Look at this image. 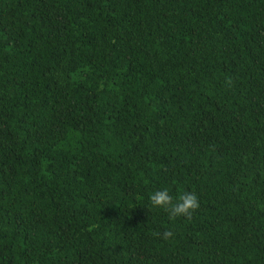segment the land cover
I'll return each mask as SVG.
<instances>
[{
    "label": "trees",
    "instance_id": "1",
    "mask_svg": "<svg viewBox=\"0 0 264 264\" xmlns=\"http://www.w3.org/2000/svg\"><path fill=\"white\" fill-rule=\"evenodd\" d=\"M0 264H264V0H0Z\"/></svg>",
    "mask_w": 264,
    "mask_h": 264
},
{
    "label": "clouds",
    "instance_id": "2",
    "mask_svg": "<svg viewBox=\"0 0 264 264\" xmlns=\"http://www.w3.org/2000/svg\"><path fill=\"white\" fill-rule=\"evenodd\" d=\"M226 83L231 85V79L229 78ZM149 199L153 207L167 211L170 219L184 217L190 220L193 213L199 208L198 197L194 192L184 191L174 198L167 188H163L155 191ZM156 235H160L162 239L168 240L172 237L173 233L171 230H165Z\"/></svg>",
    "mask_w": 264,
    "mask_h": 264
}]
</instances>
